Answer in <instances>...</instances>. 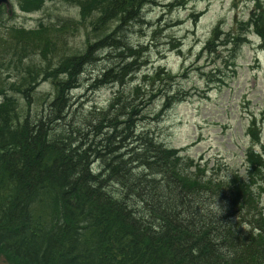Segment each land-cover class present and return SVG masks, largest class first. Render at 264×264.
Segmentation results:
<instances>
[{"label": "bare ground", "instance_id": "bare-ground-1", "mask_svg": "<svg viewBox=\"0 0 264 264\" xmlns=\"http://www.w3.org/2000/svg\"><path fill=\"white\" fill-rule=\"evenodd\" d=\"M152 1L142 0L140 4L143 10ZM61 2L0 0V81L13 90L14 87L19 88V81L26 72L27 76H31L28 68L33 64L41 66L43 72L35 82H23L20 90L23 92L22 98L17 92L3 99L0 91V108L7 103L21 109L22 116L16 122L17 128L28 122L36 128L47 125L52 131L46 132V137L37 145L31 146L30 141V147H25L21 160L20 156L14 158L19 153L13 152L12 160L16 162L11 161L10 166L7 165L6 145L0 139V185L3 181L9 185L0 191V211L10 216L9 229L14 227L12 229L35 235L36 230L50 229L48 231L52 236H48V239L51 242L61 240L67 244L66 248H71L70 236L81 235L83 230L88 229L85 223L90 216L94 217L90 196L106 192L110 195L107 203L109 210L110 206L116 204L115 199H128L135 193L144 192L146 181L144 184L133 181L135 177L129 172L136 162L140 163V157L144 154L140 145H146L156 152L157 156L153 159H146L148 164H153L156 157L164 153L168 158L172 156L170 148L173 146L160 137L159 131L151 129H157V125L150 120L160 121L176 104L170 92L179 93L181 89L175 87L177 79L173 81L174 84L166 85L165 89H151L147 84L151 77L147 76L152 71L148 69L153 62L152 50L142 43H132V47L139 51L128 58L129 48L117 50L108 47V40L98 41L107 31L120 33L132 30L134 23L127 15L125 17V13L106 16L108 21H98L96 15L86 14V11L83 13L85 5L81 1L72 6L73 14L60 15L59 19L54 20L49 12L57 10L55 6ZM143 10L140 9V23ZM122 11L130 12L122 7L115 12ZM40 12L43 14L34 19V27L23 25L26 16ZM131 13L132 17L137 16L134 11ZM20 16L23 21L18 20ZM253 21L254 25L259 26V31L264 32V17L258 16ZM50 28L55 31L41 43L40 36ZM73 31L78 33L75 38L70 35ZM82 42V48H77ZM87 60L88 65H84ZM114 61L117 64L114 65ZM154 64L158 66L154 65L153 70L161 66ZM119 66L123 68L119 69ZM116 70L129 72L122 75L117 71V81ZM79 71L82 72L79 80L73 78L70 81L71 76H66H74ZM161 73L163 76L170 74L166 71ZM104 87L110 90L111 97L98 99L94 103ZM124 87L126 92L121 95ZM158 102L161 104L156 110ZM109 141L112 144L108 146ZM157 145L162 146L157 148ZM19 151L20 154L23 152ZM51 166L59 171L58 175L49 171ZM8 167L13 168V175L6 173ZM114 171L119 174L118 180ZM60 172L66 174L65 179L61 178ZM121 179L126 183L119 192L112 195L107 191ZM153 204L151 200L142 201L138 202V207L144 214L151 215L154 212ZM2 221L5 222V219ZM80 243L84 245L85 241ZM21 252L23 254L19 257L27 258V253Z\"/></svg>", "mask_w": 264, "mask_h": 264}, {"label": "trees", "instance_id": "trees-1", "mask_svg": "<svg viewBox=\"0 0 264 264\" xmlns=\"http://www.w3.org/2000/svg\"><path fill=\"white\" fill-rule=\"evenodd\" d=\"M62 1L74 5L82 1L85 5L83 13L86 11V14L96 15V19L102 22L107 20L106 16L125 13V17L127 15L134 26L140 23V9L143 10V5L140 4L142 0ZM120 7L130 12H115ZM132 11L137 16L132 17ZM259 16L263 17V14L260 13ZM253 19L250 23L264 39V32L259 31V26L254 25ZM103 28L106 29L105 24ZM53 31L55 30L51 28L46 29L39 38L40 42H45ZM215 33L218 36L216 30ZM120 35L125 37L122 38ZM238 35L240 36L234 37L231 33L227 34L230 49L227 58L223 57V60H234L237 50L247 41L246 37L242 36L244 33ZM102 39L108 40L109 48L117 50L129 48L128 58L139 51L138 48L132 47L127 31L120 33L107 31L98 41ZM214 47L213 40H209L206 50L214 52ZM46 50L47 52L49 50L47 46ZM118 63L122 64L120 61ZM84 65H88V60ZM121 66L118 68L122 69ZM40 67L35 64L30 66L28 71L31 72V76H27L26 72L25 77L19 81V88L14 87L10 90L0 81L2 98L6 99L17 92L21 98L24 97L20 91L23 82H35L43 73ZM161 70L163 69L156 70L155 77L150 78L147 83L152 90L165 89L166 85L174 84L175 78L168 79V76H163ZM117 71L120 70L115 71L118 81ZM127 72L129 71H120L122 75ZM81 73L79 71L74 76L71 74L66 76H71L70 81L73 78L79 80ZM162 80L165 81L162 83ZM125 89L126 87L123 88L121 95L126 92ZM184 93L182 90L179 93L173 91L170 92V96L178 102L184 97ZM9 106L6 103L0 108V139L7 148L8 166L11 165V161L14 162L13 152L19 153L14 158L17 159L19 156V159L22 158L25 147H30V141L31 146L37 145L46 137V132L51 131L47 125L36 128L34 125L30 126L28 122L25 125H18L17 128L16 122L22 116L21 109L16 108L15 104ZM161 109L164 110L165 107ZM253 125V128L256 127L255 120ZM253 128L251 131H255ZM256 138L257 141L260 140L259 134ZM110 144L111 141L108 146ZM140 146L144 154L140 157V163L136 162L129 172L135 177H132L133 181L142 184L146 181L144 192L135 193L128 199H115L116 204L110 206L109 210L107 203L110 195L106 192L90 196L94 217L90 216L85 223V228L88 229L83 230L81 235L77 233L70 236L71 245L75 248L72 246L66 248L67 244L61 240L55 242L53 239L51 242L48 239L52 236L48 231L50 229L36 230L34 232L36 235L12 229L14 227L9 229L10 216L0 211V252H7L8 254H5L14 264H54L57 258H60L57 264H264V146L262 151L255 152L250 149L246 152L247 164L244 172L232 168L228 171L226 167L224 171L227 172L223 174L222 169L219 172L215 167L209 169L208 164L183 154L182 149L175 147L170 148L171 157L168 158L165 156L167 153H164L159 158L156 157L155 163L148 164L146 159H153L157 156L156 152L146 145ZM160 146L162 145H157V148ZM19 149L23 151L21 154ZM49 171L56 175L59 173L53 166ZM7 172L13 175V168L8 167ZM113 174L118 180V172L114 171ZM60 176L62 179L66 178L63 172H60ZM1 180L2 178L0 182ZM121 181L107 188V191L112 195L119 192L126 183L122 179ZM8 187L9 185L3 181L0 191ZM10 189L13 190V187ZM190 191L193 192L192 195L189 194ZM134 197L136 200H133ZM149 200L154 202L152 205L154 212L146 215L139 209L138 202ZM4 219L5 222L2 221ZM81 239L85 241L84 245L80 243ZM54 247L56 249H53ZM21 251L27 253L25 254L27 258H20L23 254Z\"/></svg>", "mask_w": 264, "mask_h": 264}, {"label": "rangeland", "instance_id": "rangeland-1", "mask_svg": "<svg viewBox=\"0 0 264 264\" xmlns=\"http://www.w3.org/2000/svg\"><path fill=\"white\" fill-rule=\"evenodd\" d=\"M152 2L145 8L141 23L127 31L129 41L152 50L153 62L148 68L152 71L147 77L154 76L153 67L158 66L154 63L161 64L169 71L168 77L177 79L176 89L187 93L160 121L151 119L157 125V129H151L159 131L166 143L182 149L183 154L203 163L209 161L210 167L220 166L218 172L222 169V174L227 172L226 167L228 171H243L245 152L259 134L252 131L247 135L253 116L262 125L261 140L255 148L264 146V42L249 22L259 12L264 15V0ZM72 6L58 3V9L49 15L57 20L60 15L73 14ZM41 14L26 16L24 21L20 16L18 20L34 27V19ZM241 31L248 34L249 42L238 51L233 63L226 64L222 59L229 54L227 34L236 37ZM70 35L75 38L78 33ZM211 39L215 45L212 54L204 49ZM82 46L83 42L77 48ZM100 93L94 103L111 97L107 87ZM0 264L14 263L0 253Z\"/></svg>", "mask_w": 264, "mask_h": 264}]
</instances>
